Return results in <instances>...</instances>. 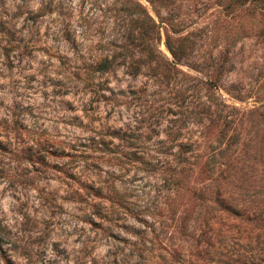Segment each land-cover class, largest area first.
I'll list each match as a JSON object with an SVG mask.
<instances>
[{
  "label": "rangeland",
  "instance_id": "rangeland-1",
  "mask_svg": "<svg viewBox=\"0 0 264 264\" xmlns=\"http://www.w3.org/2000/svg\"><path fill=\"white\" fill-rule=\"evenodd\" d=\"M249 214L264 0H0V264H242Z\"/></svg>",
  "mask_w": 264,
  "mask_h": 264
},
{
  "label": "trees",
  "instance_id": "trees-1",
  "mask_svg": "<svg viewBox=\"0 0 264 264\" xmlns=\"http://www.w3.org/2000/svg\"><path fill=\"white\" fill-rule=\"evenodd\" d=\"M167 47H168V49H169L172 57L178 58V56H176V54L170 48V46H169L168 43H167ZM217 202H218V204L220 206H222V208L224 210L229 211V212H232V213L236 214V216H239V213H238L239 211H237V209L231 207L229 205V203H227V201L225 199H218ZM245 219L248 220V221H251V222H263V224H264V221H262V219L260 217H255V216H252L250 214L249 215H246ZM248 256L249 257L246 260H243L242 261V264H264V257L263 256L261 257V256H258V255H255V254H250Z\"/></svg>",
  "mask_w": 264,
  "mask_h": 264
}]
</instances>
